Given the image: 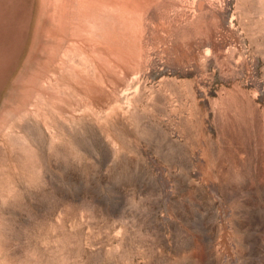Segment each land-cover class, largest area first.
<instances>
[{"label": "rangeland", "instance_id": "1", "mask_svg": "<svg viewBox=\"0 0 264 264\" xmlns=\"http://www.w3.org/2000/svg\"><path fill=\"white\" fill-rule=\"evenodd\" d=\"M0 264H264V0H0Z\"/></svg>", "mask_w": 264, "mask_h": 264}]
</instances>
